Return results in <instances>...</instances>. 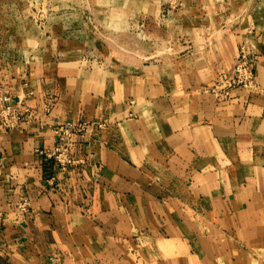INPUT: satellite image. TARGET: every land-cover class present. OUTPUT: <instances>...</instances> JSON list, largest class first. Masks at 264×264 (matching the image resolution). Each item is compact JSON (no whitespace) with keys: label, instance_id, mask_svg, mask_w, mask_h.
Wrapping results in <instances>:
<instances>
[{"label":"crops","instance_id":"0c3cea01","mask_svg":"<svg viewBox=\"0 0 264 264\" xmlns=\"http://www.w3.org/2000/svg\"><path fill=\"white\" fill-rule=\"evenodd\" d=\"M101 1L133 54L66 56L55 29L15 45L0 25V91L35 111L0 123V264H264V0ZM243 44L257 85L218 94ZM80 118L63 168L44 151Z\"/></svg>","mask_w":264,"mask_h":264},{"label":"rangeland","instance_id":"374dc122","mask_svg":"<svg viewBox=\"0 0 264 264\" xmlns=\"http://www.w3.org/2000/svg\"><path fill=\"white\" fill-rule=\"evenodd\" d=\"M260 3L257 2L255 6ZM244 4L247 5L245 2ZM103 5L101 0H72L62 3L54 0H0V25L10 28V33H4L2 36L4 41L17 45L29 34L37 35L39 31L55 29L59 33L62 32V37L60 34H56V37L59 36L58 39L66 42L68 48H73L72 51H65L68 53L66 56L103 57L109 52L104 49V45L113 46L110 52L116 55L133 54V51L119 49L118 44L121 41L128 42L133 47L134 34L109 33V28L103 26ZM93 10H97L99 17H88L92 16ZM250 11L247 13L245 10L243 14H251ZM248 18L255 22L261 20L256 13ZM71 25L75 31L66 32L67 28L72 29ZM6 29L4 31H8Z\"/></svg>","mask_w":264,"mask_h":264},{"label":"built area","instance_id":"2783aa9c","mask_svg":"<svg viewBox=\"0 0 264 264\" xmlns=\"http://www.w3.org/2000/svg\"><path fill=\"white\" fill-rule=\"evenodd\" d=\"M256 54L247 44L241 45L239 57L233 71L230 75L221 78L213 87L218 94L229 95L231 91L238 86L253 88L257 85L256 71ZM34 109L26 104L20 96L15 97L12 93L0 91V123L7 128L17 126L26 117L34 116ZM93 121L87 118H80L76 121H65L56 126V132L60 135L61 140L52 148H48L44 153L52 157L63 168L76 162L71 154L72 137L76 132L87 134L90 133V127ZM103 125L104 121L98 122ZM29 199L23 197L18 207L20 211H26L29 208ZM5 212L0 209V227L3 225ZM57 257H52L50 264H55ZM6 264H13L7 262Z\"/></svg>","mask_w":264,"mask_h":264}]
</instances>
